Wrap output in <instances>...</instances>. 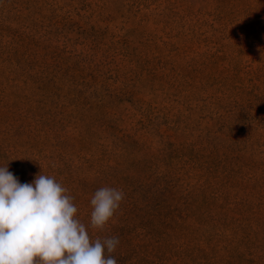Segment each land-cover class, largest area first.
<instances>
[{
    "label": "rangeland",
    "instance_id": "rangeland-1",
    "mask_svg": "<svg viewBox=\"0 0 264 264\" xmlns=\"http://www.w3.org/2000/svg\"><path fill=\"white\" fill-rule=\"evenodd\" d=\"M0 264H264V0H0Z\"/></svg>",
    "mask_w": 264,
    "mask_h": 264
}]
</instances>
